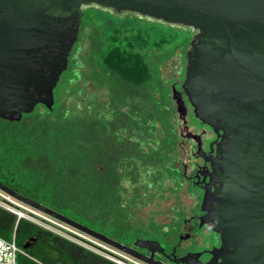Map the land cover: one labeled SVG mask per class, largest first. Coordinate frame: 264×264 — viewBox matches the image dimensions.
Returning a JSON list of instances; mask_svg holds the SVG:
<instances>
[{
  "label": "flooded vegetation",
  "instance_id": "1",
  "mask_svg": "<svg viewBox=\"0 0 264 264\" xmlns=\"http://www.w3.org/2000/svg\"><path fill=\"white\" fill-rule=\"evenodd\" d=\"M93 5L120 17L128 13L95 4L77 10L65 25L67 29L78 24L64 71L69 72L65 87L72 89L70 106L77 140L82 136L87 141L89 187H114L118 192L110 197L103 191L109 194L103 198L93 194L90 201L105 208L91 214L88 225L79 224L129 249L132 256L75 229L72 235L91 252L125 264H206L210 253L220 247L219 235L203 224L201 210L205 190L217 187L218 172L211 167L217 137L192 116L182 90L186 53L196 32L191 30L194 36L185 51L184 65L169 56L164 64L170 73L159 74V51L166 43L159 42L158 31L150 27L127 33L109 25L111 38L102 39V32L94 30L95 36L86 35L85 10ZM53 95L55 105V89ZM157 102L160 108L154 106ZM83 121L87 125L81 129ZM6 122L0 120V124ZM20 152L0 149V185L27 198L18 190L30 186V160L19 158ZM164 196L172 202L165 215L167 222L158 223L154 212L144 221L138 217L142 206ZM0 201L18 203L1 191ZM133 227L137 233H132ZM138 240L159 245L143 249L135 245Z\"/></svg>",
  "mask_w": 264,
  "mask_h": 264
},
{
  "label": "water",
  "instance_id": "2",
  "mask_svg": "<svg viewBox=\"0 0 264 264\" xmlns=\"http://www.w3.org/2000/svg\"><path fill=\"white\" fill-rule=\"evenodd\" d=\"M88 4L196 32L182 90L192 116L217 137L211 162L217 187L205 190L201 210L220 247L206 264H264V0H0V120L17 123L38 105L52 110L53 91L78 31V24L65 25ZM0 191L132 256L55 210L2 185ZM153 244L159 245L135 243L143 249ZM29 247L51 264L59 260L44 242L31 238L23 248Z\"/></svg>",
  "mask_w": 264,
  "mask_h": 264
},
{
  "label": "trees",
  "instance_id": "3",
  "mask_svg": "<svg viewBox=\"0 0 264 264\" xmlns=\"http://www.w3.org/2000/svg\"><path fill=\"white\" fill-rule=\"evenodd\" d=\"M65 97L71 101V88ZM58 102L56 99L54 110L37 107L17 123L0 124V149L18 150L21 151L19 158H29V199L68 218L70 215L88 221L91 214L100 213L105 208L102 203L90 201L93 194L99 198L109 194L114 197L118 189L89 187L92 175L88 169L87 141L82 140V136L81 141L77 140L71 106L65 107V102ZM86 125L87 121H83L79 127L83 129ZM103 191L109 194L104 195ZM0 238L5 241L14 238L15 244L27 255H19L17 264H51L30 248H23L31 238L46 243L60 254L55 264H115L37 223L18 218L2 206Z\"/></svg>",
  "mask_w": 264,
  "mask_h": 264
},
{
  "label": "rangeland",
  "instance_id": "4",
  "mask_svg": "<svg viewBox=\"0 0 264 264\" xmlns=\"http://www.w3.org/2000/svg\"><path fill=\"white\" fill-rule=\"evenodd\" d=\"M127 15L124 16H117L116 14H114L112 11L107 10V9H101L98 8L96 6H89L86 10H85V16H84V22H86L89 26L86 27V35L87 34H93L94 31H98L102 32V34L100 33L99 37H101L102 39H104V37L107 38H111L113 33L111 30L109 29V25L110 27L112 26H120V31H126L128 32H132L137 30V28H141V30L144 29H149L150 27H153L152 30L154 31H158L157 32V37L159 39L160 43H166L165 46L160 47V57H161V61H159L158 63V70H159V74L162 73H170L171 68L165 67L164 61L167 60V57H176L177 60L179 59L181 64L184 65L183 61L185 58V51L187 49V46L190 42V37L192 35L191 29L184 27V26H180V25H172V24H166L162 21H158L155 19H149V18H144L141 17L138 14H133V13H126ZM108 29H107V27ZM131 28V29H130ZM94 30V31H93ZM151 32V31H150ZM95 36L92 35V37ZM194 36V35H192ZM187 52V51H186ZM165 69V71L163 70ZM183 71V69L181 70V72ZM69 76V72H64L57 87L55 88V97L57 99V101H59L58 103H64L65 102V107L71 105V101L67 100L65 95L66 92L68 91V88L65 87V80L68 78ZM161 91L160 92H164L165 88H159ZM154 106L156 108H160L162 106L161 103L157 102L154 103ZM72 109V107H71ZM39 111V110H37ZM158 120H161V116L158 114ZM31 185V184H30ZM28 187H25L24 190H20L21 193H23L25 196H27V198H29V194H28ZM167 196V195H166ZM164 196L163 199H153L151 201V204L149 205H144L142 206L138 211H137V215L138 217H140L143 221L146 220L151 212H154L157 214V216L155 217L156 221L158 223H164L167 222V218H166V214H168L167 210L170 208V206L172 205L171 200L167 199V197ZM0 205L3 207H10V208H19V210H21V212H23L26 216L32 218V220L34 222H36L39 225H45V224H49L55 228H57L58 232H60L62 235H64L65 237L68 238V240L88 249L87 244L80 242L78 240H76L73 237V229L63 225L59 222H56L34 210H31L19 203H9V204H5L2 203L0 201ZM14 206V207H11ZM15 209V208H14ZM67 217V216H66ZM69 217H71L70 219L78 222V223H83V224H87V221H83L81 219L72 217L69 215ZM136 228L133 227L132 229V233H137V230H135ZM101 256V255H100ZM104 255H102L103 257ZM105 258V256H104ZM129 264H136L132 261L128 262Z\"/></svg>",
  "mask_w": 264,
  "mask_h": 264
},
{
  "label": "built area",
  "instance_id": "5",
  "mask_svg": "<svg viewBox=\"0 0 264 264\" xmlns=\"http://www.w3.org/2000/svg\"><path fill=\"white\" fill-rule=\"evenodd\" d=\"M1 206V205H0ZM3 207V206H2ZM6 210H8L9 212L15 214L18 218H23L29 221H32V218L26 216L23 212L14 209V208H10V207H4ZM36 223V222H34ZM43 228L57 234L60 235L66 239H68L67 237H65L64 235H62L60 232H58L57 228L49 225V224H45L40 225ZM19 255H25L23 253V251L15 244L14 238H12L11 241H5L3 239L0 238V264H17V258ZM27 256V255H25ZM105 258L115 264H125L123 262H121L118 259L115 258H111L108 256H105Z\"/></svg>",
  "mask_w": 264,
  "mask_h": 264
}]
</instances>
